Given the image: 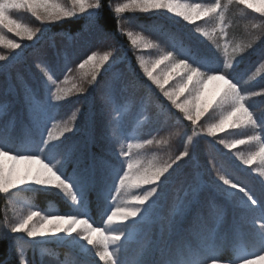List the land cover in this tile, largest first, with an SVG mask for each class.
<instances>
[{
  "label": "snow or ice",
  "instance_id": "obj_1",
  "mask_svg": "<svg viewBox=\"0 0 264 264\" xmlns=\"http://www.w3.org/2000/svg\"><path fill=\"white\" fill-rule=\"evenodd\" d=\"M233 3L264 17V3L256 7L252 0H227V4ZM104 7V0H68L64 4L58 0H0V45L9 50L22 47L15 40L8 39L4 30L29 41L43 31V28L33 29L14 19L12 13L16 10L26 9L41 25H59L80 19L82 23L76 28L77 33L103 34L106 29L100 22L99 13ZM109 7L114 12L118 30L123 23L135 27L136 14L156 17L167 13L192 26V40L174 32L165 34L171 50L158 55L151 66L142 59L139 62L144 76L171 105L161 102L156 111L147 115L141 112L144 120L149 124L167 126L165 120L180 119L171 111L174 107L182 114L183 120L190 123L191 134L183 132V150L167 162L150 163L144 167L139 160L133 159L134 147L139 149L153 141L144 140L143 144L128 142V127L121 107L124 104L144 107L150 96L138 95L136 81L115 69L117 56L108 51L102 54L92 51L76 65L80 70L88 69L84 73L88 88L72 85L77 94L84 96L88 93L92 97L91 111L101 115L102 126L96 116L85 119L84 110L76 107L72 126L65 125L58 133L54 132L59 109L64 106L61 102L66 101L72 91L58 86L55 66L62 56V71L66 69L70 73L73 69L69 64L73 61L66 51L47 54L46 59L34 62L42 77L40 89L30 88L24 93L26 123L22 126L23 133H18L14 126L19 120L12 114L10 102L0 101V111L7 109L8 113L0 122V194L8 197L18 191L56 192L72 211L42 214L29 210L17 222L5 225L0 243L6 252H15L14 264H32L23 249L16 248L18 234H23L29 243L56 240L81 244V247L91 246L95 249V257L103 264H123L119 253L130 235L127 228L134 226L146 235L145 258L138 260L137 264H256V261H264V170L259 171L258 189L244 183L212 154L215 147L212 140H207L211 156L205 161L207 169L199 168L198 159L206 138H216L227 130L249 125L264 133V117L255 116L247 103V89L241 84L242 62L246 54L256 53L257 60L264 62V46L257 50L253 42L244 46L237 44L229 53L222 0L211 3L207 0L203 3L122 0ZM205 18L218 19L221 24L220 33L225 39L223 57L219 44L212 47L202 39L209 37L210 33L196 22ZM262 26L264 21L252 25L253 28ZM127 36L134 46L144 40L143 36H135L132 31L127 32ZM257 37H264V30L257 33ZM144 47L153 45L149 43ZM13 59L14 56L0 54V62ZM6 67L0 64V72ZM102 72L110 75L101 86ZM174 77L178 78L175 86L166 89L165 85ZM64 79L67 81L68 77ZM212 82L217 83L210 93L208 85ZM96 88L100 89L98 101L91 91ZM251 95L264 96V87ZM85 101L88 102L87 96ZM217 110L218 118L203 125L202 118ZM197 128L201 130L197 131ZM77 131H81L79 137ZM262 141L264 137L254 134L231 141L219 139L217 143L230 152L237 146L258 144L257 150L250 151L246 157L237 156L243 165L251 168L257 160L264 165ZM189 161L193 162V169L182 174L167 213L159 211L167 201V182ZM22 164L26 166L21 167ZM213 170L215 176L205 180L207 173ZM142 188L140 194H133V190ZM122 192L130 194L126 202L120 201ZM93 199L104 207L107 225L118 223L124 227L96 226L88 215ZM242 229H246L244 242H241Z\"/></svg>",
  "mask_w": 264,
  "mask_h": 264
},
{
  "label": "rangeland",
  "instance_id": "obj_2",
  "mask_svg": "<svg viewBox=\"0 0 264 264\" xmlns=\"http://www.w3.org/2000/svg\"><path fill=\"white\" fill-rule=\"evenodd\" d=\"M58 2L64 4V3H67L68 0H58ZM118 2H122V0H113L111 5L114 7V5ZM185 2L192 3L190 0H185ZM252 2L255 4L256 7H259L262 3H264V0H252ZM222 3L225 4V10H226L227 6H229V4H227V0H223ZM251 11L254 12L253 10ZM23 14H26L28 17L35 19V17H32L31 14L28 13L26 9L16 10L12 13L13 18L18 19L21 23H22L21 16ZM139 16H147L148 18L141 19V21L137 24L136 17H139ZM134 20L136 24L135 27L128 23H123L119 28L120 33L124 36V38L128 42L127 47L124 44H119L116 40L112 41L110 38H108L109 40L107 41V45L105 44L102 47L98 46V47H93V48L88 49L84 58H86V56L90 54L92 51H96L101 54L105 51L114 53L117 56L116 65H119L117 69L124 72L128 78L136 81L138 95L147 94L148 96H150L149 102L144 107H141L139 104L136 107H133L131 104H124L121 107V111L124 113L126 121L130 118V121L127 123L128 134L130 137L128 142L133 143V144H136V143L143 144L144 140L150 139L153 141V143L150 145L144 144V147L142 148L137 149L134 147L132 149L133 159L139 160L144 167H147L150 163L151 164H162L164 162H167L170 157H174L175 155L179 153V151L183 150V148H180V149L177 148V149H174L175 151L172 152L173 149H170V147L173 144L172 143L173 139L176 138L175 135H173L172 130L174 129L175 126L184 124L187 121H184L182 118V114H180L177 109L172 107L171 111L175 113V115L179 117L180 119L179 120L172 119L170 121L165 120L164 122L167 125V126H164V129L166 130L167 128L169 131H171V133L169 134L166 130V132L170 136L166 137L167 141L165 142L166 143L165 150L167 149L169 150L165 151L161 145L156 148V141H157L156 133H158L156 129H159L160 127H162V125L158 123H150V124L147 123L144 120L143 116L141 115V112H144L145 115H147L148 112H154L158 109V106L160 105L161 102H164V105H167L169 107H171V105H170V102H168L166 98L162 96V93L160 92V90L156 88V86L153 85L151 81L147 80L146 76H144L142 69L139 68V62L142 59L146 64L151 66V62L154 61L158 57V55L163 54L164 52H166L167 50L171 48V45L165 39V34L171 33L170 30L172 29V25H175L176 27H178V25L182 27H187L189 25H186V23L182 22L181 18L174 17L173 15L167 14V13H162L156 17H153L151 15H146V14H136V16L134 17ZM35 21H36V26L38 28H43V31L38 33L37 36L34 37L32 41H29L26 38L17 37L14 33H8L6 30H4V34L6 35L8 39L15 40L17 43H20L22 47L17 50H9L5 48L3 45H0L1 49L9 50L8 55L14 56L16 59V58L22 57L26 49L34 46L36 43L43 40V36L44 34L47 33V30L50 25H41V23L37 21L36 19ZM216 21L218 25L217 26L213 25V28L210 27L209 21L200 22L198 26L210 33L209 37H202L203 40L206 39L209 43L213 45L212 47H215L217 44L220 45V55L221 57H223L224 53L222 49L225 43V39L220 33L221 24L219 20H216ZM259 22H261V20L258 21L257 24H259ZM230 24L231 22L229 18H225V23L223 27L228 28ZM252 25L253 24H251V34L255 32L257 29V28L256 29L253 28ZM129 31H132L135 36H143L144 40L140 42L138 46L132 45L131 40L127 36V32ZM196 35L199 36L200 34H196ZM49 41H50L49 46H53L54 41L52 39H49ZM163 42L166 43L167 49H162L160 47L163 44ZM227 42L230 45L229 50H228L229 53H231L232 48L235 47L237 44L244 46V44H241V43H233V41L229 37H227ZM149 43L153 45V47L145 48L144 45L149 44ZM47 53L55 54V51L52 49V50H48ZM13 60H10L7 62H0V64H5L8 66V64ZM109 63H111V61H109ZM105 67H107V65H105ZM71 68L73 70H76L78 73L82 75L88 71V69L80 70L76 66H73ZM253 68H254L253 72L247 78V80H244V83L254 82L255 80H258L264 75V62H258L256 65H254ZM137 71H139V73L137 75V78H135L134 72H137ZM157 72H159V69H157ZM65 76L67 75H64L61 80H64ZM138 78L140 80H143L144 83L138 82L137 80ZM177 79L178 78L174 77L173 79L169 80V83L165 85V88L171 90V88L175 86ZM57 83H58V86L61 85L60 80ZM216 83L217 82L209 83L208 91L210 93L214 91ZM59 87L63 89L62 86H59ZM260 89L261 87H258V89H255L253 91H251L250 89H247L246 97H247V103L251 105V110L254 112L255 116L264 117V103L259 99L261 98V95H255V96L251 95L252 92L259 93ZM54 90L55 89H53V91ZM6 91H9V94L13 93L14 87H11L9 85L6 88ZM183 99L184 97H181V100ZM14 101L15 99L10 101L11 107ZM252 104H254V106L256 107L258 105H262V106L260 108H256V107H252ZM145 108H147V111H145ZM6 113H7V109L0 111V122L3 121V118ZM218 116H219V110H217L214 113H211L210 115H207L205 118H202V124L206 125L207 123L212 122L214 118H218ZM187 124H189L188 125L189 130H187V128H182L181 132L188 131L189 134H191V130H192L191 125L189 122H187ZM65 125L69 127L72 126V116L65 117L61 119V121L57 120L56 128H54L53 131L58 133V131L62 129ZM151 130H153L154 133H151L150 132ZM196 130L200 131L201 129L197 128ZM146 132H150V134L146 135L145 134ZM247 132H250L251 135L256 134V135H261L262 137H264V133H260L258 128H254L253 126L249 125V126L241 127L238 130H227L225 134L220 133L218 134L216 138H206L205 142L202 145V150L198 158L199 168L203 170V169H207L208 167V165L205 164V161L208 159H211V156L209 155L210 146L207 143V140H212L213 144L215 145V147L212 149V154L215 155L217 159L220 160L223 164L228 166L236 178L258 189L260 186L259 185V171L264 170V165H260L259 161L257 160L255 164L251 168H249L248 166L243 165L242 162L239 159H237V156L244 155L246 157L250 151L257 150L259 145L253 142L251 145L237 146L235 149L231 150L230 152L228 149L224 148L223 145H220L217 143L219 139H225V140L231 141L232 139L246 138L244 135ZM213 163H215V161H213ZM20 166L25 167L26 165L22 164ZM217 166H220V165L217 164ZM192 169H193V162L189 161L188 163L184 164L183 168L176 173V177L179 175V173L182 174L183 170H187L184 172L190 173ZM215 174L216 172L213 173V171L208 172L207 175L205 176V180L212 179L215 176ZM173 178L174 176L171 177V179H169V181L167 182V188H166L167 201H166L165 207L163 209H159V211H163L165 213H167L168 208L171 206L173 202V196L179 188L180 179L176 180V182L178 183H177L176 188L173 191H171V187L169 188V186L170 185L172 186V183H174ZM252 182H256V185H254ZM146 187L147 186H145V188ZM143 190H144L143 188L133 190V194H140ZM28 192L32 193V191H18L8 197V200L6 201V203L8 204L7 209H6L7 210L6 215L0 220V234L3 233L5 229V225L10 226L12 223L17 222L19 218H21L22 215H25L29 210L39 211L32 207L33 205L30 203V201L28 202L27 197L31 195ZM51 193L55 194L56 192H51ZM129 195H130L129 193L122 192L120 194V201L126 202L129 199ZM41 212L42 214H58L57 213L58 211L53 206L52 202H48V205L45 207V210ZM102 227H106L110 229H120V228H123L124 225L117 223V224H113L109 226L104 221V224ZM127 231L130 233V235H129V238L124 241V247L121 250V254H120L121 259L124 258L132 248H134L136 244L135 241L139 238V236L142 233L139 227H134V226H129L127 228ZM244 231H246V229L241 230V242H244L243 241ZM57 243L59 245L64 244L68 247L76 248L77 250H79L81 254L86 255L88 258H91V259L95 258L94 260L98 264H103V262L99 261L98 257H95L94 255L95 249H91V246L81 247V244H73L69 242L56 241V240H46L40 243H31L32 245H35L34 246L35 252L31 253V256L33 257L32 259H29L28 257L27 258L32 262V264H34L37 261L39 263H43L45 259H48L47 254L52 249L56 248L55 244ZM17 245L18 243L16 242V246ZM256 264H264V261H256Z\"/></svg>",
  "mask_w": 264,
  "mask_h": 264
},
{
  "label": "trees",
  "instance_id": "obj_3",
  "mask_svg": "<svg viewBox=\"0 0 264 264\" xmlns=\"http://www.w3.org/2000/svg\"><path fill=\"white\" fill-rule=\"evenodd\" d=\"M190 1L192 3L205 2V0H190ZM104 2H105V7L99 13L100 22L105 26L106 29V31L103 34L87 32V31L84 34L77 33L75 30L78 27V25L82 23V20L80 19L68 20L66 22H61V24L59 25H50L47 30V33L44 34L43 36V40L36 43L34 46L26 49L22 57L16 58L15 60L11 61L8 64L7 68L3 72H0V101L8 103L13 99H15L11 107V112L13 115L18 117L19 124L14 125L18 133H23L25 131V129L22 127L26 123L25 120L26 111H25V104L23 99L25 90L30 88L40 89L41 87L42 77L40 75V72L37 71V69L34 67V62L37 61L38 59H46L47 54L49 53V52L47 53L48 50L53 49L55 53L59 52L61 54H63L65 51L68 52L70 54L71 60L73 61V63L69 64V67H73L76 66L81 59L84 58L88 49L98 46L102 47L105 44L107 45V41L109 40L108 38H110L112 41L116 40L119 44H124L127 47L128 42L118 30L114 12L109 7V5L112 4L113 0H104ZM207 2L211 3L214 2V0H207ZM225 11H226L225 18H229L231 22L230 26L226 28L227 37L231 38L233 43H241L246 45L249 42H253L257 50H259L261 46H264V37H259V38L257 37V33H259L261 30H264V26H262V28H257V29L255 28L256 31L251 34V24H257L258 21L260 20L264 21V17H261L258 14L252 12L250 9H247L244 6L237 5L235 3L227 6ZM144 18H148V17L147 16L136 17L137 20L136 23L138 24L141 21V19ZM216 20H207L205 18L203 20L197 21L196 23L198 25L200 22L209 21L210 27L213 28V25L215 26L218 25ZM21 21L23 24H26L27 26L33 29L38 28L36 26L35 19L28 17L26 14H23L21 16ZM260 23L261 22H259V24ZM84 27L87 28L88 25L85 24ZM191 29H192L191 25L187 27H182L180 25L176 27L175 25H172V29L170 30V32L177 33L183 36L186 40H192L193 36ZM49 39H52L54 41L53 46H49L50 43ZM204 41L207 44L209 43L206 39ZM208 45H212V44L209 43ZM160 47L162 49H167V45L164 42ZM169 50H171V48ZM0 54L8 55L9 50H3L0 47ZM258 62L260 61L257 60L256 53H253L251 56H247L246 54V59L242 62L244 67L241 73L242 76L241 84L245 88L250 89L251 91L258 89V87H264V75L258 80H255L254 82L244 83V80H247V78L251 75L254 69L253 68L254 65H256ZM117 67H119V65H116L115 69H117ZM62 69H63V59L61 56V58L58 60L57 65L55 66V74L59 77V80L61 81V85L59 86H62L63 89H71L72 91L68 99L66 101L61 102L64 106L61 109H59L60 116L58 117L57 120L61 121V119L65 117L72 116V122H73V113L75 112V108L80 107L82 110H84L85 119H87L89 116H96L102 126L103 120L101 115L98 112L91 111L92 106L90 101L92 97L89 96L88 93H85L84 96H81L76 93L75 89L72 88L73 84H76L77 87L88 88L87 81L84 78V74L82 75L78 73L76 70H73L72 72L69 73L67 72L66 69H64L63 71ZM138 73L139 71L134 72L135 78H137ZM64 75H67V77L70 76L68 77L67 81H65V79L61 80ZM109 75L110 73L107 72L101 73V77L103 78L101 80V86L103 85V80L107 79ZM137 80L140 83H144L143 80H140L139 78ZM9 85L11 87H14L13 93L10 94L9 91H6V88ZM91 91L95 94V97L98 101L100 89L96 88ZM85 96L88 97V102L85 101ZM259 99L264 103V96H261V98ZM261 106L262 105H258L256 107L254 106V104H252V107H256V108H260ZM7 114L8 113L5 114L3 121L6 119ZM129 121L130 118L126 121V124ZM188 125L189 124L185 122L184 124L175 126L174 129L172 130L173 135H175L176 137L175 139H173L172 142L173 144L170 147V149H173L172 152L175 151L174 149L182 148L181 136L183 132H181V129L187 128V130H189ZM159 129L161 130H159L158 133H156L157 134L156 148L161 145L165 150V146H166L165 142L167 141L166 137L170 136L169 134L171 133V131H169L166 128L167 132L169 133L168 134L164 129V126L160 127ZM81 130H82V125H81ZM150 132L154 133L153 130H151ZM68 135L71 136L72 134H68ZM80 135H81V131H77L76 136L79 137ZM244 136L245 137L251 136V133L247 132ZM184 142H186V138ZM217 168L219 169L220 166H217ZM184 171L187 170H183V173H185ZM214 172L215 170H213V173ZM182 174L179 173L177 177H176V173L172 175V177L174 176L173 178L174 183H172V186L171 185L169 186V188L171 187V191H173L177 186L178 182H176V180L183 178ZM252 183L256 185V182H252ZM30 194L31 195L27 197L28 202L30 201V203L33 205L32 207L39 211L45 210V207L48 205V202H52L53 206L57 209L58 214H65L67 212L72 211L71 207L57 193L45 194L42 192L41 193L32 192ZM8 197L4 196L3 194H0V220L6 215V211H7L6 209L8 205L6 201L8 200ZM88 215L91 218V221L96 226H103L104 221L106 220L104 207L98 205L94 199L93 202L89 205ZM16 242L18 243V245L16 246L17 250L22 248L25 255L29 259H32L33 257L31 256V253L35 252L34 250L35 245H32L31 243L27 242L23 234H18V239ZM135 242L136 244L134 248H132L124 258H122L123 264H137L138 260H140L141 258H145L143 255L144 254L143 246L146 243L145 233H141V235ZM120 254L121 252L119 253V255ZM47 257L48 259H45L43 263L98 264L94 260L95 258L92 259L88 258L86 255L81 254L79 250H77L76 248H71L64 244L56 245V248L52 249L47 254ZM14 261H15V252H6L4 245L0 243V262H2V264H14Z\"/></svg>",
  "mask_w": 264,
  "mask_h": 264
}]
</instances>
